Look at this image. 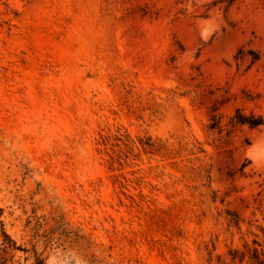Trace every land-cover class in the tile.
<instances>
[{
    "label": "rangeland",
    "instance_id": "374dc122",
    "mask_svg": "<svg viewBox=\"0 0 264 264\" xmlns=\"http://www.w3.org/2000/svg\"><path fill=\"white\" fill-rule=\"evenodd\" d=\"M238 109L264 116V0H0V264H256Z\"/></svg>",
    "mask_w": 264,
    "mask_h": 264
},
{
    "label": "trees",
    "instance_id": "16d2710c",
    "mask_svg": "<svg viewBox=\"0 0 264 264\" xmlns=\"http://www.w3.org/2000/svg\"><path fill=\"white\" fill-rule=\"evenodd\" d=\"M231 3L232 2H229L228 6H231ZM212 121L213 124L211 125L210 129L212 130L218 129L220 121H217L215 118L212 119ZM232 123L236 126H248L251 129H256L264 126V116L255 115V114L246 115L241 109H238L236 111L235 116L232 118ZM259 246L262 247L261 245ZM235 253L240 254L238 257L241 263L248 256V258L251 261L254 260L256 264H264V246L263 248H261V250L254 248V249H248L246 253L245 252H241V253L235 252ZM236 259L237 256L233 255L232 261L235 262ZM37 264H44V262L42 260H37Z\"/></svg>",
    "mask_w": 264,
    "mask_h": 264
}]
</instances>
